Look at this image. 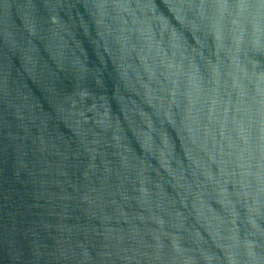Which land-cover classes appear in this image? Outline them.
Segmentation results:
<instances>
[{
	"label": "water",
	"instance_id": "1",
	"mask_svg": "<svg viewBox=\"0 0 264 264\" xmlns=\"http://www.w3.org/2000/svg\"><path fill=\"white\" fill-rule=\"evenodd\" d=\"M0 264H264V0H0Z\"/></svg>",
	"mask_w": 264,
	"mask_h": 264
}]
</instances>
